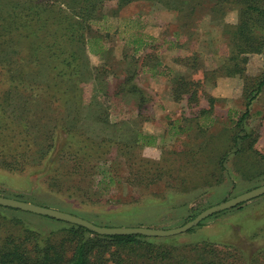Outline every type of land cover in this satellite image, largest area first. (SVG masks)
Here are the masks:
<instances>
[{
    "label": "rangeland",
    "instance_id": "obj_1",
    "mask_svg": "<svg viewBox=\"0 0 264 264\" xmlns=\"http://www.w3.org/2000/svg\"><path fill=\"white\" fill-rule=\"evenodd\" d=\"M56 2L60 10L34 6L38 16L32 23L25 19L27 11L16 19L14 30L5 31L11 34L13 45L1 44L8 37L0 36V117L6 111L18 121L28 119V111L38 115L35 112L40 110L29 105L2 103L4 89L9 88L8 78L2 85V76L8 75L11 65L6 57H14L11 68L15 71L24 70L30 80H39L38 67L25 61L21 65L19 60L21 53L32 52L29 42L37 43L39 47H32L46 61L61 100L52 105L50 120L37 122L50 128L64 125L69 145L93 152V157L86 158L88 171L77 178L66 173L71 159L56 163L55 181L50 180L51 173L40 172L43 163L28 164L22 172L0 167V196L57 209L100 227L173 229L208 208L264 185V161L258 155L231 156L226 170L219 165L221 157L232 150L231 134L245 111L244 80L228 77L221 69L232 47L229 27L239 23L236 0H168L169 5L156 0L124 5L120 0H92L94 7L87 12L79 9L77 0L49 3ZM73 21L82 24L89 39L84 64L92 77H82L80 84L71 67L81 64L84 57L73 61L67 56L77 47L64 43L66 54L60 57L42 53L55 49V43L68 41V35L61 34ZM35 30L37 39L32 35ZM140 38L146 45L136 50ZM246 66L248 76H259L264 55H251ZM58 73L66 77L59 78ZM182 76L185 82H179ZM71 80L77 84L75 90ZM78 87L83 100L78 109L68 108ZM250 113V127L259 136L255 149L264 156V91L252 103ZM200 124L210 127L201 133ZM28 132L16 141L25 144L30 139ZM139 137H152L155 145L137 146ZM60 148L65 155L68 149ZM143 204L139 214L129 210ZM242 206L218 212L202 225L169 237L170 241L180 245L210 242L219 251L222 244L237 241L244 258L251 250L264 249V238L248 242L253 233L264 235V196ZM52 226L39 215L0 206V244L10 233L19 235L24 227L48 230ZM232 261L237 260L228 262ZM258 264H264V258Z\"/></svg>",
    "mask_w": 264,
    "mask_h": 264
},
{
    "label": "trees",
    "instance_id": "obj_2",
    "mask_svg": "<svg viewBox=\"0 0 264 264\" xmlns=\"http://www.w3.org/2000/svg\"><path fill=\"white\" fill-rule=\"evenodd\" d=\"M77 1L80 2L78 4H81L79 9L86 12L94 7L91 5L92 0ZM133 1L135 0H120L122 5ZM156 1L169 5L168 0ZM236 1L240 6L239 23L235 27H229V32L232 35V47L230 55L221 69L228 77H238L244 80L245 111L234 125L230 138L232 150L221 157L219 165L223 170H226L225 163L230 160L231 156H243L250 153L260 156L264 161V156L255 149L259 136L250 127V107L264 91V70L257 77H250L246 74L249 57L251 55H264V0ZM49 2L50 0H0V36L4 39L8 37L7 40H2L1 44L5 45L7 41L10 45L14 44L10 40L11 34L7 36L5 31L11 33L15 28L16 19H21L25 11H27L25 15L28 17L25 19L32 23L38 16L34 6L43 8L44 11L61 9L59 2H56L58 4H50ZM31 9L34 11L29 15ZM6 25L12 26L6 28ZM81 25L80 22L76 24L73 21L65 26L61 36L68 35V41H62L63 43L60 44L55 43V49L53 48L50 52H42L50 53L49 55L52 57H60L66 54L64 43L77 47L76 51L71 50L72 52L67 53V56L73 58V61L84 57L81 64L71 67L73 76H79L78 84L81 83L82 77L87 76V79L92 77V72H87V67L84 64L88 56L89 39L85 34V28H80ZM35 32L36 30L32 35L37 39ZM140 36L143 37L144 35L141 34ZM29 44L35 48L39 47L34 42H29ZM144 45H146V41L140 38L136 50L141 49ZM32 46H30L32 52L29 54L21 53L19 60L21 63L25 61V63L35 64L38 67L39 80H30L24 70L15 71L14 68H11L14 57H6V61L11 65L8 67L10 69L7 71L8 75L2 76L4 78L2 85L8 78L7 85L9 86L7 90L4 89L2 103L8 106L15 102L17 106L21 105L23 108H27L29 105L34 110L40 111L35 112L38 114L36 116H34V112L28 111L26 113L28 119L21 118L19 121L13 113L7 111L3 115L4 118L0 117V158H2L0 167L10 171L22 172L26 170L28 164L43 163L44 170L40 172L45 175L51 173L50 180L55 181L58 179L55 177L57 173L53 175L54 165L71 159L72 165L66 173L76 178L83 176L88 171L86 170L88 163L86 158L93 157V152L84 153L81 149L76 150L71 147L68 143L70 139L67 138L69 132L64 125L50 128L45 123L42 125L37 122L43 118L50 120L52 105L54 102L61 103V100L58 96L56 97L55 85L57 84L51 80L46 61L40 55H36L37 52ZM66 61L65 59L64 62ZM69 64L70 62H67V66ZM6 66L8 65H4L3 69H6ZM57 75H60L59 78L66 77L61 73ZM71 81L75 90L77 84L74 80ZM185 81L183 76L180 77L179 82ZM60 83L62 81H59L58 85ZM189 84H193L192 81ZM79 90L78 87L76 92L73 91L72 106H67L68 108L78 109L80 106L83 98L78 95ZM26 91H29L30 94H25ZM179 97L180 95L176 99ZM76 98H79V101ZM210 106L212 108L213 103ZM203 113L208 114V111H203ZM64 114H66L65 107ZM30 119H34V121L30 122ZM200 125L198 129L201 133H205L210 127L209 124ZM56 127L58 130L57 139H54ZM28 130H30L29 141L23 142L25 144L17 142L16 139L22 137L23 132L29 133ZM3 132H7V135H2ZM134 144L137 146L140 144L155 145V139L139 137ZM60 146L68 149L65 155H61L62 148ZM29 153L31 155H28ZM110 181L114 183L112 178ZM144 187L147 186L144 185ZM242 205L235 209H241ZM144 207L143 204L134 206L129 210L139 214ZM196 216L191 217V220ZM41 218L50 221L53 224L52 228L41 230L24 227L19 235L8 234L0 244V264H238L239 262L240 264H258L264 258V249L251 251L249 249L250 252L247 254L245 252L244 258L243 247L237 241L236 243L222 244L224 245L223 249L219 251L217 246L210 242L180 245L171 242V238H149L142 235L102 236L81 226L45 216H41ZM262 238L264 235L261 233H253L249 236L248 242L256 243ZM220 253L224 254V258L221 257ZM231 259L237 261L228 262Z\"/></svg>",
    "mask_w": 264,
    "mask_h": 264
},
{
    "label": "water",
    "instance_id": "obj_3",
    "mask_svg": "<svg viewBox=\"0 0 264 264\" xmlns=\"http://www.w3.org/2000/svg\"><path fill=\"white\" fill-rule=\"evenodd\" d=\"M262 196H264V185L244 194H241L235 198L227 200L219 205L208 208L207 210L201 212L193 220L187 222L185 225L173 229H155L148 227H100L91 221H88L73 214H67L57 209L43 207L36 204L3 196H0V206L29 212L39 216L50 217L58 221L81 226L102 236L142 235L149 238H169L179 236L188 232L194 226H197L198 224L202 223L204 220L218 212H223L236 208L252 199L259 198Z\"/></svg>",
    "mask_w": 264,
    "mask_h": 264
}]
</instances>
